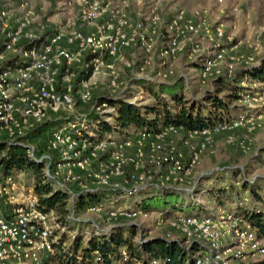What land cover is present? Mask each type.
Masks as SVG:
<instances>
[{"label":"rangeland","instance_id":"rangeland-1","mask_svg":"<svg viewBox=\"0 0 264 264\" xmlns=\"http://www.w3.org/2000/svg\"><path fill=\"white\" fill-rule=\"evenodd\" d=\"M90 1L0 0V14L1 11H7L10 29H17L25 22L22 28L31 33L30 37L23 35L13 41L3 36L0 31V73L8 69L6 62L12 58H17V61L19 58L20 62H26L25 59H30L33 64L36 62L37 59L25 54V44L33 38L41 39L37 44L40 46L49 37L57 34L59 46L75 54L79 53L77 56L80 59L71 64L61 59L48 68L35 65L30 69L32 76L22 89L26 95L36 94L49 74L53 76L54 86L58 90L71 85L75 98V103L71 107H62L58 110L48 108L42 114L27 117L24 123L25 135L21 138L14 137L4 125H0V140L24 146L37 158L46 162L45 169H49L61 183L62 174L67 168L64 165L66 160L62 158L60 151L51 148L52 134L59 128L70 126L72 122L98 118L99 110L96 109V105L102 102L103 96L122 97L139 106H152L158 103V99L151 89L158 91L160 82L174 84L179 79L171 90L174 93L182 91L187 103L201 104L206 93L213 89V79L217 75L229 78L248 64L246 59L249 55H253L258 61L264 56V0H101V13L89 22L83 19L82 15L83 9ZM120 17L127 19V23L120 24L118 21ZM186 19L194 22L196 30L187 34L175 54L165 56L162 48L168 40L170 31L176 23H183ZM138 21L143 22L141 28L135 26ZM108 24L112 26L107 27ZM216 27L223 31L220 38H214ZM98 28H103L105 35L123 29L133 37V40L117 53L105 54L97 61L98 68L87 80L92 97L83 102L78 97L83 85L81 74L91 64L89 58L91 52L80 50L79 45L71 40V37L75 30H82L88 34ZM142 35L153 42L151 49H147L143 44ZM219 47L223 48V59L215 63L206 78L201 79L199 66L202 55ZM241 84L248 86L251 92L261 95L257 104L245 111L247 116L254 118L251 130H248L247 126H241L216 134L201 151H197L194 140L189 141L183 135L166 137L163 143L166 150L174 149L183 164V169L170 179H167L170 175L168 164L159 160L166 156V151L152 153L146 148L142 157L143 179L139 183L144 186L155 183L175 187L183 192L141 193L121 197L110 205L113 209L147 211L132 220H110L106 218L104 212L86 210L77 213L72 228L65 232L68 235L64 237L66 245L70 246L69 236L77 235L80 231L85 235V243L87 237H90L89 233L94 229L93 221L98 222L101 230L106 231L113 229L114 226L136 224L142 231L136 235V240L141 236L144 238L163 236L170 229V224L159 211L175 207L176 214L200 216L213 214L216 212L215 199L208 192L209 189L219 186L228 188L230 183L239 189L243 178L253 181L257 177H264V86L248 79H243ZM3 88L10 94V99L14 98L17 91L14 84H4L0 87V98L3 95ZM224 92L225 90L220 91L219 95L222 96ZM163 95L170 105H174L167 93ZM236 104L241 105L238 102ZM17 108H21L20 104L12 108V116L25 118L20 113L22 110ZM106 109L111 113L110 106ZM240 140L244 141L243 147L238 144ZM134 154V149L124 152L126 158ZM107 155L100 154L99 159L105 160ZM19 181L26 187L34 186L32 177L24 176ZM258 183L264 186V180H259ZM68 187L76 191L78 185L72 183ZM186 190L190 197L186 195ZM239 192L242 200L248 202L249 193L241 189ZM85 200L89 201L88 198ZM142 200L144 203L139 205ZM73 202L71 198V204ZM235 207L232 206L230 209L233 211ZM238 207L241 210L245 208L244 205L237 204L236 208ZM57 233L60 236L63 231ZM40 259L42 264L46 263L49 254L44 253ZM27 264L36 262L28 260Z\"/></svg>","mask_w":264,"mask_h":264},{"label":"built area","instance_id":"built-area-1","mask_svg":"<svg viewBox=\"0 0 264 264\" xmlns=\"http://www.w3.org/2000/svg\"><path fill=\"white\" fill-rule=\"evenodd\" d=\"M101 11V0H91L83 9V19L92 22ZM0 19V31L3 36H7L13 41L18 40L23 35L31 36L29 31L22 28L25 22H22L17 29H10L7 11H1ZM118 21L120 24L127 23V19L123 17L118 18ZM111 26V24L107 25V27ZM135 26L141 28L143 22L138 21ZM195 30L196 26L191 19H186L183 23H176L170 31L168 40L163 45V54L165 56L175 54L180 42L186 38L189 32ZM214 35V38H220L223 35L222 29L216 27ZM142 38L145 47L151 49L153 42L143 35ZM58 39L59 35L55 34L40 46L25 48L27 56L37 59L36 64L31 63L30 59L24 58L26 60V62L24 60L22 62L24 65L14 69L8 67L0 73V87L10 83L17 87L16 95L13 96L15 99H10V94L4 88L0 98V125H4L16 138L25 135L24 123L27 117L42 114L48 108L58 110L62 107H71L75 103L71 85L58 90L54 86L53 76L49 74H47L36 94L29 96L22 91L26 81L32 76L30 69L35 65L48 68L61 59L68 64L80 59L77 56L79 53L75 54L69 49L59 46ZM71 40L79 45L80 50L91 52L93 74L98 68L97 61L103 55L117 53L123 46H128L133 37L129 36L123 29H117L114 33L105 35L103 28H98L88 34L82 30H75ZM222 50V47L214 48L202 55L199 66L201 79L206 78L215 63L223 59ZM257 61L253 55H249L246 59L248 64ZM92 74L88 78H82L83 85L79 90L78 97L83 102L92 97L87 82ZM112 83H115L114 79ZM260 98L261 95L256 92L250 90L242 92L238 98V103L244 107V113L236 118L218 122L211 127L186 130L181 125L170 124L157 133L138 131L130 135L120 136L114 132L105 135V137H100L97 133L98 118L112 121L116 111L107 102H99L96 105V109L99 110L98 118L90 121L83 119L72 122L70 126L59 128L52 134L50 146L62 153V158L66 160L64 165L67 166L62 174V183L60 182V184L69 192L73 200L82 193L107 191L132 195L151 187L175 188L155 183L144 186L139 183L143 179L141 173L144 168L142 157L146 148L150 149L152 153L166 151V156L159 160L169 166L170 175L167 179L175 177L183 169V164L174 149L166 150L163 144L166 137L183 135L189 141L194 140L197 151H201L206 148L209 139L216 134L231 131L241 126H247L249 127L248 130H251L254 118L247 116L245 111L248 110V107L253 108ZM17 104H20L21 108L19 109L22 110L20 113L25 118L12 116V108ZM107 106L112 108L110 109L112 110L111 113L107 111ZM19 109L17 108V110ZM85 133L88 136H85ZM238 144L243 147L244 141L240 140ZM131 149H134L135 154L126 158L124 152ZM28 154L42 161L30 151ZM100 154L108 155L105 160H100ZM46 173L56 179L49 169L46 170ZM21 177L24 178L22 172L3 176L0 169V264H27L28 260L42 264L41 255L54 253V244L60 238L57 232L62 230L64 233L69 229L68 226L58 220L53 212L45 213L39 208L34 188L21 184L19 181ZM72 183H77L76 191L69 189L68 185ZM72 211L70 218L74 220L75 211L74 209ZM88 211L104 212L106 218L110 220H132L147 213L141 209H105L102 205H93L88 208ZM160 215L163 217L161 213ZM164 219L170 224V229L165 232L163 237L170 240H180V244L186 249L194 244L197 246L193 251L194 264H264V238L256 235L253 224L243 215L234 211L218 209L209 215L178 213L174 217ZM92 223L94 229L89 233L90 236L109 234L112 230V228L107 231L101 230L98 222L93 221ZM72 236L75 237L76 235ZM140 240H142V236ZM97 259L99 260L100 257ZM154 263L157 264V261Z\"/></svg>","mask_w":264,"mask_h":264},{"label":"trees","instance_id":"trees-1","mask_svg":"<svg viewBox=\"0 0 264 264\" xmlns=\"http://www.w3.org/2000/svg\"><path fill=\"white\" fill-rule=\"evenodd\" d=\"M40 40L38 38L28 41L25 48L37 45ZM91 57L92 54L89 58ZM22 65L24 64L19 61V58L18 61L17 58H12L6 62V66L12 69ZM92 72L93 65L90 64L81 75L83 78H88ZM243 79L256 81L264 86V56L256 63L241 67L229 78L217 75L213 79V89L206 93L201 104L187 103L182 91L174 93L171 90L180 81L179 79L174 84L160 82L158 91L151 89L158 99V103L152 106H139L122 97L103 96L102 102H107L114 107L116 113L112 121L98 118L97 133L100 137L114 132L120 136L138 131L157 133L170 124L181 125L186 130L202 129L236 118L244 113V107L236 102L241 93L249 88L241 84ZM222 90L225 92L220 96L219 93ZM164 93L170 96L174 105L168 103ZM84 135L88 136L87 133ZM46 165V162L29 155L24 146L0 140L1 174L7 176L22 172L24 176L32 177L39 208L45 213L53 212L69 229L72 228L73 223V219L70 218L72 209L75 214L86 211L93 205H102L105 209H110V205L121 197L136 195H122L107 191L82 193L71 204V195L57 179L46 173ZM259 180H264V177H257L253 181L243 178L239 189L230 183L228 188L219 186L209 189L208 192L215 199L216 211L218 209L232 211L230 207H237V204L244 205V209L235 207L233 211L246 217L253 224L256 235L264 238V186L258 183ZM240 189L249 193L248 202L242 200ZM156 191L183 192L175 188L151 187L137 194H149ZM185 193L188 195L187 192ZM86 198L89 199L88 202ZM143 203L142 200L139 205ZM174 209L175 207L159 212L164 218H170L176 214ZM139 232L142 231L136 224L116 226L109 234L87 237L84 243L85 235H82L80 231L75 237L69 236L70 246L65 243L64 237L68 235L64 232L54 244V253L49 255V259L44 264H155L154 261H157V264H194L193 251L197 247L195 244L186 249L180 244V240H170L163 236L152 238L142 236V240L139 241L136 240ZM98 257H100L99 260Z\"/></svg>","mask_w":264,"mask_h":264}]
</instances>
